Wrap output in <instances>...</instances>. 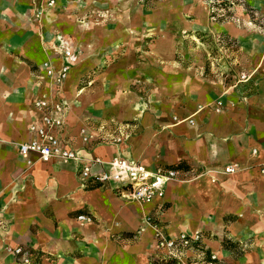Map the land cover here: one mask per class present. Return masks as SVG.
<instances>
[{"label": "crops", "instance_id": "crops-1", "mask_svg": "<svg viewBox=\"0 0 264 264\" xmlns=\"http://www.w3.org/2000/svg\"><path fill=\"white\" fill-rule=\"evenodd\" d=\"M35 1L0 0V264H146L156 245L148 216L169 236L228 230L239 240L256 237L255 249L264 252V36L217 23L216 31L236 38L244 51L234 50L233 65L223 48L218 66L205 74L176 60V40L145 51L143 23H78L76 13L60 16L58 0L48 14L79 60L59 88L42 67L64 61L49 49L57 29L33 18ZM242 1L264 15V0ZM238 14L247 16L242 6ZM204 48L201 65L208 58ZM241 72L252 77L239 82ZM45 96L67 104L54 132L83 156L108 161L122 155L180 169L183 178L170 183L162 199L126 202L108 187L83 189L74 162L22 156L18 145L32 138L30 125L41 122L35 103ZM104 122L122 125L129 137L120 144L92 138ZM231 164L240 171L225 173ZM208 241L212 248L222 244ZM7 246L29 249L31 262H20Z\"/></svg>", "mask_w": 264, "mask_h": 264}, {"label": "rangeland", "instance_id": "rangeland-1", "mask_svg": "<svg viewBox=\"0 0 264 264\" xmlns=\"http://www.w3.org/2000/svg\"><path fill=\"white\" fill-rule=\"evenodd\" d=\"M17 1H19L18 4H27V0ZM97 1L99 0H60L62 4L57 9L62 17L75 18L74 13L78 14V23H143L145 51L157 41L176 40V60L181 64L191 63L198 69L205 70V74L218 66L223 48L228 54L227 61L233 65L237 58L232 53L237 51V54H240L244 51L243 44L241 42L239 44L236 38L216 31L217 23H234L239 28L253 32L256 36H264V15L257 10L253 11V8L242 0H232L230 7L220 5L224 0H127L131 2L128 6L119 5L124 0H111L113 3L110 0H103L101 1L103 5L100 7ZM106 2H109L113 9H110ZM239 6L245 9L247 16L237 15ZM72 7H75L74 11ZM51 8L42 0H36L32 5L33 18L37 21L47 20L50 26H54L53 29H57L58 27H55L58 24L57 21L54 22L52 20L54 16L48 14ZM84 9H87L85 14L80 12ZM25 16L27 17L26 13ZM57 31H51L52 40L62 35ZM51 45L49 49L54 51L55 42ZM261 45L256 43L254 48ZM199 46L203 48L198 49ZM204 47L207 48L206 51L208 50V58L201 65L199 61L203 58L201 53L203 51L205 53ZM245 62L247 63L246 60ZM160 63L162 64L163 61ZM232 220L228 218L226 222ZM197 233L200 235L199 240H192L188 246L180 247L173 253L166 248L158 247L156 239L154 251L149 255V261L146 264H264V252L255 249L257 244L254 236L239 240L231 237V232L228 230H225L223 236H217L209 230H201ZM224 237L239 242L240 245H232L231 251L225 249L222 244L218 245V249L212 248L211 242L208 241H222ZM131 240L134 241L137 238L132 237Z\"/></svg>", "mask_w": 264, "mask_h": 264}, {"label": "built area", "instance_id": "built-area-1", "mask_svg": "<svg viewBox=\"0 0 264 264\" xmlns=\"http://www.w3.org/2000/svg\"><path fill=\"white\" fill-rule=\"evenodd\" d=\"M58 0H45L46 6L55 7ZM54 52L60 55L64 61L60 67L54 66L51 61L43 62L45 77L51 79L55 86L61 88L65 83L71 67L78 63L77 54L71 49L70 43L60 35L55 39ZM252 77L251 73L241 72L239 82H246ZM247 97L244 98V100ZM41 110V122L34 121L30 125L32 138L29 141L21 142L18 145L22 156L27 157L35 154L38 160L43 162L60 161L64 163L74 162L77 164V175L80 185L83 189H88L92 185L99 187H108L126 202L150 203L155 199H162L170 183L180 181L184 176V171L174 167L157 166L149 167L133 158L117 156L111 160H104L98 156L85 157L81 150L69 145L65 139L54 132L55 127H61L63 124V115L67 110V104L62 101H52L45 96L35 103ZM217 112L220 108L216 109ZM191 123H194L192 120ZM112 128L117 135H112L109 131ZM85 132V130H84ZM83 132V133H84ZM97 135L99 142L120 144L129 137L122 125L102 123ZM89 139L86 137L85 140ZM258 149L252 151V155L258 156ZM225 173L233 174L240 171L238 164H231L225 167ZM264 173V166L262 168ZM82 221L92 222V217L80 215ZM146 221L156 227L157 246L166 248L170 253L177 251L180 247H186L192 240H199V233L189 235L180 233L178 236L169 237L156 224L152 217L148 216ZM5 228V220L0 211V229ZM6 250L17 257L20 262H31V251L23 247H6Z\"/></svg>", "mask_w": 264, "mask_h": 264}, {"label": "trees", "instance_id": "trees-1", "mask_svg": "<svg viewBox=\"0 0 264 264\" xmlns=\"http://www.w3.org/2000/svg\"><path fill=\"white\" fill-rule=\"evenodd\" d=\"M232 2H233L232 0H224V1H221V4L220 5L221 6H228V7H230L232 5ZM242 4H244V3H242ZM244 5H245V7L247 9H250V7H248L246 4H244ZM252 10L253 11H256L255 9H252ZM222 245H223V247L225 249H229V250L232 251V245L233 246H239L240 243L239 242H234L231 239H229L228 237H224L223 240H222ZM207 252H209V251H207Z\"/></svg>", "mask_w": 264, "mask_h": 264}]
</instances>
